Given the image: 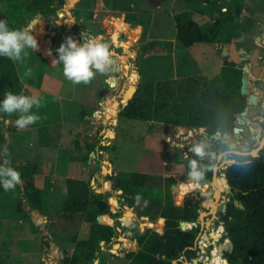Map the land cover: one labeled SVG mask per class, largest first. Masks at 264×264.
I'll return each instance as SVG.
<instances>
[{"label":"rangeland","instance_id":"rangeland-1","mask_svg":"<svg viewBox=\"0 0 264 264\" xmlns=\"http://www.w3.org/2000/svg\"><path fill=\"white\" fill-rule=\"evenodd\" d=\"M29 1L0 0V19L6 17L5 11L9 5ZM133 1L136 2L130 13L117 15V12L111 8V0H65L61 8L57 3L52 4L53 14L39 13L24 19L20 24L9 22L11 28L29 30L35 36L38 48L35 51L27 50L28 55L22 61L14 62L18 70L27 66L34 67L41 79L37 86L30 87L18 81L5 87V91L11 90L17 94L31 96L42 90L49 95V99L54 94V97L62 100L65 107V111L62 112L65 113L67 132L61 137V155L66 156L69 149L74 150L77 147L85 149L87 140H92L100 152L98 161L92 166L101 177L99 182L95 180L96 183L91 182V184L95 183L97 187L103 189L105 180H113V187L108 193L109 214L114 224L117 221L120 222L118 227L120 238L119 245L111 248L114 253L111 254L115 257H109L106 264H129V261L124 259V255L129 252L135 253L129 237L130 232H124L123 228L136 223L138 230L144 232L154 227H163L164 223V219L160 217L158 219H162V224H158V219L151 222L148 217L145 218L150 223L146 222L143 218L137 217L134 208L131 211L125 206L117 207L115 198L121 194L117 193L114 182L120 180V177L127 176L128 172L142 173L155 178L161 177L165 180L171 179L172 183L165 185L162 196L169 197L167 204H181L183 199H177L175 194L180 181H189L195 186L209 183L204 176L198 183H193L188 178L191 145L201 142L206 146L215 147L217 142V140L209 139L205 128H183L184 133L178 135L172 126L121 118L118 113L124 101L119 94L123 86L126 84L129 89L138 84L197 75L214 78L225 61H232L238 67L244 64L245 61H241L240 56L261 47L253 41V37L264 30V0H224L234 8L240 9L237 20L242 27L237 29L238 35L228 41L229 29L224 28L218 41L211 44H196L186 49L177 41H173L176 33L174 16L177 13L188 14L205 28L216 25V16L219 14L217 11L227 14L230 6L224 8L221 2L213 6L207 3V0ZM119 18L127 24V31L118 33L115 38L113 36L115 30L110 23L113 19ZM82 32L89 36L103 37L104 42L109 46L111 63L105 73H96L87 84H73L63 76L61 66L51 62L57 55L56 49L64 42L65 37L71 36L80 42ZM48 50H51V55L48 54ZM117 65L119 69L113 72L112 69ZM108 78L116 80L115 87L109 86L106 81ZM247 82L250 89L245 97L249 92L256 91V79L248 76ZM3 88H0V100L3 99ZM78 92L86 98L84 101L87 104L83 102L81 105L76 102L77 98H80L77 96ZM258 94L257 104L249 108L248 117L250 118L256 115L255 112L264 108V92ZM51 101L54 100L51 99ZM95 102L98 104L96 109H93L90 106ZM32 111L42 116V120L24 129L15 126L16 115L0 113V132L6 134L4 141L0 143V163L7 160L10 167L25 174L30 166L29 163H23L26 157V146L33 144L31 141L35 140V136L47 138V135H53L55 129L53 126H45L36 129L37 131L33 134L31 128L42 125L45 120L54 122L59 117V113L47 117L49 114L44 106L39 109L34 107ZM61 120L57 122L61 123ZM108 131H113V137L107 134ZM51 140L52 138H47V142ZM263 141L264 138L261 142ZM99 145L106 146V150L101 151L98 148ZM4 146H6L5 149ZM249 148L247 152L255 149L251 145ZM232 152L243 151L234 149ZM216 154L218 157L213 163L211 162L212 166H223L228 160L233 159L229 152L225 153L226 155L217 152ZM89 155L90 152L86 150L84 154H79L80 159L85 161L89 159ZM107 155L114 171L121 172L120 177H110L111 170L108 169ZM219 155H222L221 158ZM220 175L222 174H217V176ZM30 185L33 186L32 180L25 178L14 189L4 191L0 187V264H60L61 260L71 253L70 246L76 238L74 235L76 231L72 232L76 230L75 227H71L70 233L61 232L59 230L61 222L56 213H53L54 216L51 218L40 216V214L37 223H32L29 211L31 206L24 189L21 190V187ZM44 191L47 192V189ZM202 192L206 193L207 199L210 198L208 189L204 188ZM223 194L227 203L230 200L229 194L226 191ZM46 198L49 202L51 194L48 193ZM55 200H59V197L57 196ZM219 200H214L216 207L221 204ZM142 204L147 203L142 202ZM142 208L148 209L147 205H142ZM214 214L216 218L210 214L203 217V225L205 223L203 235H208L212 229L216 231L219 224L222 228L225 226L219 217L222 213L215 210ZM127 216L130 218H126ZM42 225L43 229H41ZM190 229L191 226L188 227V230ZM45 231L52 236L51 239L47 238ZM200 241L204 244L202 238H199ZM50 242L55 244L54 251L50 249ZM207 243L209 245V242ZM194 250L195 257L190 261L180 256L172 264H195L192 260L201 255V245ZM109 251L102 244L101 255L108 254ZM224 255L228 259L227 251ZM61 256L63 258H59ZM92 264H99L98 258Z\"/></svg>","mask_w":264,"mask_h":264},{"label":"trees","instance_id":"trees-1","mask_svg":"<svg viewBox=\"0 0 264 264\" xmlns=\"http://www.w3.org/2000/svg\"><path fill=\"white\" fill-rule=\"evenodd\" d=\"M64 1L30 0L9 5L5 18L10 23L20 24L24 19L39 13L53 14L52 4L57 3L61 8ZM135 2L111 0V8L117 15L130 13ZM218 2H221L224 8L230 7L227 14L217 11L219 14L216 16V25L203 28L186 13H177L174 16L175 40L181 46L188 49L196 44L214 43L220 39L224 28L229 29L228 41L238 35L237 29L242 27L237 20L240 9L234 8L224 0H207V3L213 6ZM40 79L41 76L34 67L27 66L18 70L14 61L0 57V88L4 87L3 91L5 87L18 81L34 87ZM110 79L106 80L108 84ZM240 85L241 68L236 67L232 61H225L214 78L202 75L187 76L138 84L129 89L125 84L119 94L125 105L118 116L172 127L205 128L209 135L224 133L232 123L233 117L239 116L246 106V97L240 94ZM77 96L80 98H77L76 102L82 105L86 98L80 92ZM97 104L95 102L94 106L90 107L96 109ZM4 135L0 132V143L4 141ZM95 147L94 142L87 140V152H94ZM98 148L105 151L107 147L99 145ZM190 158H193L192 153ZM232 158L236 162L222 171L230 188L231 203L227 205L221 220L227 227V237L233 244V251L228 254L227 259L224 254L229 243L224 247L213 246L207 252L204 264H264V155L256 158L232 155ZM34 166H28L26 174L19 172L22 181L25 178L31 179L30 176L35 171ZM202 169L204 179L210 181L213 166L204 161ZM128 174L124 178L120 177L115 185L122 191L123 204L118 203L134 208L138 217H143L146 222L148 221L145 217L151 222L159 217L164 219L162 228L154 227L139 232L136 223L129 227L131 238L136 241L137 249H141L139 256H142V264H171L181 254L186 261H190L195 257V250L191 248H197L195 239L199 230L198 227L184 230L179 223L187 222V227H190V223L197 220L199 213L206 211V193L200 192L197 186L189 181H180L175 194L176 198L181 200L187 193L182 203L167 204L169 197H163L162 192L167 183H172L171 179L165 180L141 173H132L129 176ZM66 186L67 198L61 217L66 218L70 225L79 216L83 222L89 224V230L86 239H73L72 253L64 257L60 264H92L96 258L99 259V264H106L108 254L101 255V243L109 249L119 235L116 228L120 225L117 221L114 226H109L113 220L105 215L109 214L110 208L107 196H95L89 182L68 181ZM198 186L204 190V185ZM23 189L31 210L42 213L45 204L41 191L32 185L24 186ZM233 201H237L242 208L234 205ZM142 205H147L148 209L142 208ZM100 215H105L101 217V222L106 225L97 223V217ZM157 222L162 224V219Z\"/></svg>","mask_w":264,"mask_h":264},{"label":"clouds","instance_id":"clouds-1","mask_svg":"<svg viewBox=\"0 0 264 264\" xmlns=\"http://www.w3.org/2000/svg\"><path fill=\"white\" fill-rule=\"evenodd\" d=\"M81 41L77 42L71 36H67L56 49V57L51 63L60 65L63 76L73 84H87L96 73H105L111 63L109 46L103 37L89 36L81 33ZM38 48L35 36L29 30L14 29L9 26L6 18L0 19V57H6L12 61H22L29 49L35 51ZM51 55V50H48ZM43 104V98L17 94L11 90L4 91L0 100V113L16 115L14 124L19 129L36 123L41 119L37 112ZM189 151L193 158L188 161V178L193 183H198L203 177L202 162L208 158L206 145L197 142L191 145ZM21 183L20 173L9 166L5 160L0 163V187L4 191L14 189Z\"/></svg>","mask_w":264,"mask_h":264},{"label":"crops","instance_id":"crops-1","mask_svg":"<svg viewBox=\"0 0 264 264\" xmlns=\"http://www.w3.org/2000/svg\"><path fill=\"white\" fill-rule=\"evenodd\" d=\"M131 7L133 8L134 6H131ZM175 35H176V33H175ZM175 35L173 36V41H176ZM161 41H164V40L161 39ZM117 66H119V65H117ZM16 68H17V66H16ZM9 86H11V85H9ZM32 95L39 96V97L43 98V104L41 107L44 106L45 109L47 110V113L49 114L47 117L57 115V113H59V117L57 116L58 117L57 120L62 119L61 123H58L56 119H52V120H56L54 122L49 121V120H45V121H43L42 125L31 128V131L33 132V134L37 131L36 129L43 128L45 126L46 127L53 126L55 128L53 131V135H47V138L48 137L52 138L51 141L47 142V138L35 136V140L33 139L31 141V142H33V144L30 143L29 145L26 146V151H25L26 157L23 160V163L24 164L29 163L30 165L36 166V167L34 166L35 171H34V173H32V175L30 177H31V180L33 182V186L36 189L41 191L42 201H43V204H45L43 207L42 213H39L36 210H34V211H36L38 213V215L41 214L40 216L43 215L46 218H51V216H54L53 213H56L57 216L59 217L60 222H61V225L59 228V230L61 232H63L64 234L70 233L71 227H75L76 230H72V232L76 231V233L74 234L76 236V239L77 240L86 239L88 236V230H89V224L88 223L83 222L78 216L77 217L78 219L74 220L70 225H68V223H69L68 220L66 218L61 217L62 208H63L64 202L66 201V198H67V191H68L67 186H66L67 182L68 181L89 182L91 191L95 196L104 195V196H107L108 199H110L108 197V193L111 191V188L113 187V185H112L113 180H105L103 183V186L105 188H103V189H101L100 187H97V184L95 185L96 182H99V177H101L100 174H97L96 168L92 166V165L96 164V162L98 161L99 154H100V152L97 150V146L94 148V152H90L89 159L87 161L80 159L79 154L80 153L84 154L85 149L78 148V147H77V149H74V150L69 149L66 156L61 155V152H60V146H61L60 141H62L61 137L63 136V134L65 132H67L66 131V123L67 122L64 121L65 120V113L63 114V112H62V111H65L64 110L65 107L63 106V101L58 100L56 97H54V94H52L51 96H53V97H51L49 99V95L47 93H45V91H42V90H39L38 92L31 94V96ZM51 99H53L54 101H51ZM123 103L125 105V102H123ZM124 105L122 106V108L124 107ZM179 128H182V127H179ZM174 130L177 131L176 129H174ZM112 133H113V131H112ZM88 141L90 143L93 142L92 140H88ZM229 153L235 154L234 152H229ZM235 155H237V154H235ZM106 160L108 161V169L111 170L110 177H113V176L120 177L121 172L114 171L112 164L108 160V155H107ZM102 171H103V169L101 170V173H102ZM128 173L132 174V173H137V172H128ZM95 180H97V181L95 182ZM91 182H95L94 185H92ZM114 184L117 185V181H115ZM197 188L199 190H201L199 188V186H197ZM44 189H47V192L44 191ZM119 191H121V190L117 189V193L121 194L122 191H121V193ZM48 193L51 194V198H50L49 202L46 198V195ZM57 196L59 197V200H55V198ZM183 197H185V195ZM182 199H184V198H182ZM122 201L123 200L121 199V195H118V197L115 198V202L117 204V207L120 206L121 204H123ZM207 201H208V199H207V195H206V204H207ZM108 202H109V200H108ZM118 202L119 203L121 202V204H119ZM121 206L124 207L127 205H121ZM129 208L131 211L133 210V208H131V207H129ZM135 214L137 215L136 212H135ZM105 215L111 217L110 214H105ZM105 215H100V218L105 216ZM74 217H76V216H74ZM137 217H138V215H137ZM139 218H143V217H139ZM37 220H38V218H37ZM113 223H114V220H113ZM113 223L110 224L109 226H112ZM66 225H68V226H66ZM103 225H106V224H103ZM163 226H164V223H163ZM160 228H162V227H160ZM73 247H74V245H73V243H71V246H70V252L71 253L73 251ZM101 250H102V244H101ZM70 254H68V255H70Z\"/></svg>","mask_w":264,"mask_h":264},{"label":"water","instance_id":"water-1","mask_svg":"<svg viewBox=\"0 0 264 264\" xmlns=\"http://www.w3.org/2000/svg\"><path fill=\"white\" fill-rule=\"evenodd\" d=\"M49 19H52V18L49 17ZM262 38L264 39V33H262ZM260 40H261L260 37L257 38V42L258 43H260ZM258 54H259V50L255 49L253 51V53L248 57V60H249V62L251 64L252 76L258 81V86L256 87V89H255L256 91L255 92H249L248 93L246 106H245L243 112L240 114V116L237 117V120L242 123V125L240 126L242 128H246L245 127V122L247 120V114H248V110H249L250 106H255L257 104L258 98H259V94L258 93L264 91V62L262 64H260V62L258 61ZM118 69H119V67L117 66L116 68H113L112 71L115 72ZM249 72H250V67L247 64H245L243 66V72H242V75H241V85H240V94L243 95V96H245L247 94V92L249 91V89H250V87L248 85V82H247V78L249 76ZM111 86H112V84H111ZM133 91H134V89H133ZM173 128L174 129H178L179 127L178 126H174ZM235 132H237L236 129H235ZM4 136L6 137V134ZM223 138L226 139V140L230 139V137L227 134H224ZM209 139L219 140L220 139V135L219 134L210 135ZM5 148H6V146H4V149ZM245 151L238 152V153H235V154H237L239 156H251L253 158L258 157V153H257L258 150L254 149L252 152H245ZM221 156L222 155H219V158H221ZM217 157L218 156H216V158ZM235 162L236 161L234 159H231V160H228L227 164H225L223 166H221V165L214 166L213 176H212L211 182L204 184V188H206V189H209V185H211L213 187V189L215 191L214 192V199L215 200L216 199L219 200V198H220L219 202H221V206L216 207L215 210L220 211V212L223 213L221 217H223L224 213H225L226 197L224 195L220 194L219 184H221L223 186V189L228 194H230V188H229V185L227 183L226 178L223 175L217 176V174H218L219 170H224L228 165L234 164ZM21 190H23L22 187H21ZM119 192L121 193V191H119ZM208 194L210 195L211 192L208 191ZM213 203H214V200L208 199L207 204H206V211H201L199 213V216H198L197 220L195 222L190 223L191 224V228L192 227H196L197 225H200V227H201V230H200L197 238L195 239V244H196V246L198 245V247H199L200 244H198V241H199V238L202 237V239L204 241V245H208L207 242H210V245H211V248H212L214 244H217L218 246H220L222 241H224L225 239H228L229 244H228V247H227L228 248L227 252H228V254H231L232 251H233V244L231 243V241L227 237L228 236V232H227V227L226 226H223V231H221V232L218 231V229H219V227H218L216 231L212 229V231L209 233V235H206V234L203 235L202 234L203 233V228L205 226V223L203 225V217L206 216L207 214H210V216H214V218H216L215 214L211 213V209L214 207ZM228 203L230 204L231 200H228ZM233 203L236 206L239 205V203L237 201H233ZM239 207L242 208L241 205H239ZM125 208L127 210H130V208H128L126 206H125ZM29 211H30V215H31V221L33 223H36L37 218H38V213L36 211H34V210H31V209H29ZM100 220H101V218H100V216H98L97 217V223L100 224L101 223ZM180 227L183 228L184 230H188L186 222H184V221L180 222ZM43 228H44V226L42 225L41 229H43ZM45 235H47V238H49V239L52 238V236L47 231H45ZM101 244H104V243L102 242ZM50 249L52 251L55 250L54 242H50ZM191 249H194V248H191ZM55 255L58 256V254H55ZM59 258H63V257L61 256ZM192 261L196 262V259H193ZM226 264H229V263L226 262Z\"/></svg>","mask_w":264,"mask_h":264},{"label":"flooded vegetation","instance_id":"flooded-vegetation-1","mask_svg":"<svg viewBox=\"0 0 264 264\" xmlns=\"http://www.w3.org/2000/svg\"><path fill=\"white\" fill-rule=\"evenodd\" d=\"M262 33H264V30H262L258 35L253 37V41L256 44H258L259 46H261V47L260 48H254L249 54L240 56L241 61H245V63L242 64L239 67V68H241V75H242V72H243V66L245 64H247L250 67L249 75L252 78H254L252 76V73H251V64H250V62L248 60V57L253 53V51L255 49L259 50L258 61L260 62V64H262L264 62V39L262 38ZM259 37L261 38L260 43L257 42V38H259ZM236 67H238V66H236ZM257 86H258V81L256 80L255 89H256ZM262 92H264V91H262ZM246 101H247V97H246ZM255 113H256V115L250 118V117H248V114H249V110H248L247 120L245 122V127L246 128L240 127L242 125V123L237 120V117L240 116L239 115V116H234L233 117L232 123L228 126V129H227L226 132H224V133L217 132L220 135V139L217 140L215 147H213L211 145L210 146L209 145L206 146L207 152H208V158L210 160H208V158H207V161H205V162H207L209 165H211V162L213 163L216 160V156H217L216 152L217 153H222L223 155H226L225 153L232 152V150H234V149H240L242 151L246 150L245 152H247V150H250L249 145H251L255 149L259 148L258 151H257L258 156H261V155L263 156L264 155V141L263 142H261V141L264 138V108L259 110V111H257V112H255ZM235 129L237 130V132H235ZM224 134H227L230 137V139L229 140L224 139L223 138ZM223 142H225V143H223ZM232 155H235V154H232ZM213 169H214V166H213ZM222 171L223 170H219L218 171V175L222 174L224 176ZM212 176H213V171L211 173V180H212ZM211 180L208 181V182L210 183ZM208 191L211 192V194L209 195V197H210L209 199L215 200L214 199V192L215 191H214V189H213V187L211 185H209ZM224 192H225V190L223 189V186L220 184V194L224 195L223 194ZM228 204L229 203L227 202L226 203V209H227V205ZM219 206H221V204ZM226 209H225V211H226ZM222 214L219 215V217L221 219H222V217H221ZM114 225L115 224L113 223L112 226H114ZM118 227L116 228V230L118 231V233L120 235ZM196 227H198V230L200 232V230H201L200 225H197ZM204 228H205V226H204ZM204 228H203V230H204ZM123 230H124V232L125 231L128 232L129 231V227L128 228H123ZM199 232H198V234H199ZM209 233H208V235H209ZM119 235L113 241V243L111 244V246L108 249V250H110L109 253H108V256H107L108 259H109V257H115V255H112L114 253H112L113 250H111V248L113 246L119 245L118 244L119 243L118 241H119V238H120ZM129 237L132 240V247L135 248L134 249L135 253H130V252L126 253L124 255V259H127L129 261V264H142V256H139V253L141 252V249H137L136 241L131 238V232H130V236ZM200 238H202V237H200ZM196 247H198V245ZM209 247H211L210 242H209V245H208V249H209ZM181 256H183V255L181 254ZM184 259H185V257H184ZM172 263H173V261L171 262V264Z\"/></svg>","mask_w":264,"mask_h":264},{"label":"bare ground","instance_id":"bare-ground-1","mask_svg":"<svg viewBox=\"0 0 264 264\" xmlns=\"http://www.w3.org/2000/svg\"><path fill=\"white\" fill-rule=\"evenodd\" d=\"M111 25H112V27L114 28V30H115V33H114V37L116 38L117 37V35H118V33H121V32H125V31H127V24L122 20V19H113L112 21H111V23H110ZM112 33V32H111ZM121 36V35H120ZM111 40V39H110ZM118 40V39H117ZM116 40V41H117ZM112 42V41H111ZM117 42H119V41H117ZM120 42H121V40H120ZM113 43V42H112ZM116 43V42H115ZM118 44V43H117ZM123 44V43H122ZM115 45V44H114ZM121 46V45H120ZM255 58V57H254ZM253 58V59H254ZM115 66V65H114ZM116 68V67H115ZM122 70V69H121ZM111 84H112V86H111ZM115 85H116V80L115 79H113V78H111L110 79V82H109V86L110 87H115ZM177 131H176V133H178V135H182L183 133H184V129L183 128H178V129H176ZM173 132H171V134H172ZM110 137H113V133H112V131H108V133H107ZM106 170V169H105ZM219 188H220V184H219ZM200 191H203V190H200ZM229 205V204H228ZM213 208L211 209V213H214L215 212V209H216V204L215 203H213ZM209 216V215H208ZM210 225V224H209ZM210 230V229H209ZM218 231L219 232H221V231H223V228L221 227V225L219 224V229H218ZM203 234V233H202ZM200 243V245H201V255L199 256V258H197L196 259V262H195V264H204V262L206 261V258H207V256H206V254H207V252H208V245H204L203 244V242H199ZM229 243V241H228V239H225L224 241H222V243H221V245H223L222 247H224L226 244H228ZM208 244V243H207ZM220 245V246H221ZM214 247H218V245L217 244H214L213 245ZM207 249V250H206ZM216 264V263H215Z\"/></svg>","mask_w":264,"mask_h":264}]
</instances>
